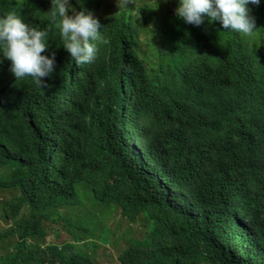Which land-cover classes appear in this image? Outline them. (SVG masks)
I'll list each match as a JSON object with an SVG mask.
<instances>
[{
  "label": "trees",
  "instance_id": "obj_1",
  "mask_svg": "<svg viewBox=\"0 0 264 264\" xmlns=\"http://www.w3.org/2000/svg\"><path fill=\"white\" fill-rule=\"evenodd\" d=\"M70 2L111 38L92 63L51 0H0L57 61L41 87L0 53V264H105L101 238L117 264H264V0L251 35L178 0Z\"/></svg>",
  "mask_w": 264,
  "mask_h": 264
},
{
  "label": "clouds",
  "instance_id": "obj_2",
  "mask_svg": "<svg viewBox=\"0 0 264 264\" xmlns=\"http://www.w3.org/2000/svg\"><path fill=\"white\" fill-rule=\"evenodd\" d=\"M83 3V0H77ZM262 0H178L175 13L186 23L201 25L219 21L225 29L253 34L259 27L249 5ZM50 16L57 21L63 46L77 64H89L97 59L100 44L108 45L110 36L101 31L100 19L92 10H76L70 0H51ZM121 9L129 8L130 0H117ZM158 7V2L157 6ZM71 10V12H70ZM49 32L32 26L22 15L10 11L0 15V53L11 61L10 71L15 78L31 76L35 84L47 85L56 68V54H47Z\"/></svg>",
  "mask_w": 264,
  "mask_h": 264
},
{
  "label": "rangeland",
  "instance_id": "obj_3",
  "mask_svg": "<svg viewBox=\"0 0 264 264\" xmlns=\"http://www.w3.org/2000/svg\"><path fill=\"white\" fill-rule=\"evenodd\" d=\"M4 196H6V195H4ZM2 197H3V195H2V193H0V198H2ZM112 220H113V222H112ZM106 226L111 228L114 231L115 236H119L120 234L123 233V231L126 229V227L128 225L126 224V222L124 220L121 221L118 214L113 213L112 217L109 220H106ZM99 242L103 246H105L104 247L105 250H102L101 252H99V254H101V256H103L102 258H104L103 260H100V261L104 262L105 264H117L116 259H115L117 252L114 250V248L111 247L109 242H107V240L104 238H101L99 240Z\"/></svg>",
  "mask_w": 264,
  "mask_h": 264
}]
</instances>
